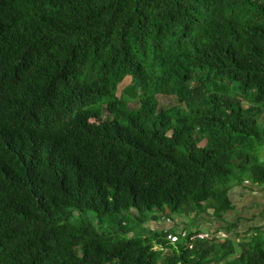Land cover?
Returning <instances> with one entry per match:
<instances>
[{
    "label": "trees",
    "instance_id": "obj_1",
    "mask_svg": "<svg viewBox=\"0 0 264 264\" xmlns=\"http://www.w3.org/2000/svg\"><path fill=\"white\" fill-rule=\"evenodd\" d=\"M263 119L264 0H0V264H264Z\"/></svg>",
    "mask_w": 264,
    "mask_h": 264
},
{
    "label": "crops",
    "instance_id": "obj_2",
    "mask_svg": "<svg viewBox=\"0 0 264 264\" xmlns=\"http://www.w3.org/2000/svg\"><path fill=\"white\" fill-rule=\"evenodd\" d=\"M264 159V151L262 153ZM228 198L233 205L234 210L226 213L224 219L227 222H234L240 220V227L235 229V233H243L251 227H262L264 230V186L249 185L234 186L228 192ZM209 214L198 217L197 226L203 228L204 231H225L227 224L223 221L214 220L212 217V210ZM228 217V218H227ZM154 222V221H153ZM188 221L184 218H178L174 222L162 221L154 222L155 227L152 230H168L170 228H177L178 231H183L186 228ZM162 223V225H161ZM204 225V226H202ZM206 225L210 226L209 230H205ZM241 231V232H240ZM219 236V235H217ZM226 235L221 234V237Z\"/></svg>",
    "mask_w": 264,
    "mask_h": 264
},
{
    "label": "rangeland",
    "instance_id": "obj_3",
    "mask_svg": "<svg viewBox=\"0 0 264 264\" xmlns=\"http://www.w3.org/2000/svg\"><path fill=\"white\" fill-rule=\"evenodd\" d=\"M126 85H128V83H126L125 85H123V86H121L120 88H119V96H120V94H121V91L123 90V88L126 86ZM158 101H159V103H160V105H161V107H163L164 109H172V108H175V107H177V106H179V104H178V102H177V100L175 99V98H173V97H163V96H158ZM244 106L245 107H248L249 105H248V103H244ZM131 107L132 108H134V109H136V108H138V106L137 105H131ZM260 122H259V124L261 125V127H263L264 128V119L261 121V120H259ZM133 214H136V211L135 210H132L131 212H124L123 214H121V215H119V218H121V219H125V221H128L129 222V225L131 226V227H133L134 226V216H133ZM228 218V217H227ZM226 224V223H225ZM151 226L152 228H154L155 227V223L152 221V222H150L149 224H148V226ZM161 225H162V223H161ZM202 226H204V225H202ZM209 228H210V226H208V225H206V227H205V230H209ZM137 230V229H136ZM225 231H220V229L219 230H216V231H213V232H216V235H219L218 237H221V234H223V235H226V236H230L232 239H234L235 238V235H234V233H229L227 230H226V228L224 229ZM210 232V231H209ZM241 232V231H240ZM133 235V233H131L129 236H132Z\"/></svg>",
    "mask_w": 264,
    "mask_h": 264
},
{
    "label": "built area",
    "instance_id": "obj_4",
    "mask_svg": "<svg viewBox=\"0 0 264 264\" xmlns=\"http://www.w3.org/2000/svg\"><path fill=\"white\" fill-rule=\"evenodd\" d=\"M197 239H200V241H204V239H206V241H209V239H212V234L210 232H199L191 238V241H197Z\"/></svg>",
    "mask_w": 264,
    "mask_h": 264
}]
</instances>
